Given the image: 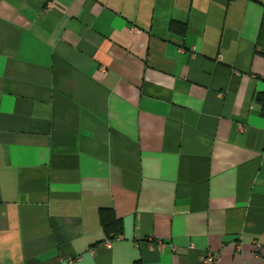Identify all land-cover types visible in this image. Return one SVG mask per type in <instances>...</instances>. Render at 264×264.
<instances>
[{
  "label": "crops",
  "instance_id": "crops-1",
  "mask_svg": "<svg viewBox=\"0 0 264 264\" xmlns=\"http://www.w3.org/2000/svg\"><path fill=\"white\" fill-rule=\"evenodd\" d=\"M137 262L264 264V0H0V264Z\"/></svg>",
  "mask_w": 264,
  "mask_h": 264
},
{
  "label": "built area",
  "instance_id": "built-area-1",
  "mask_svg": "<svg viewBox=\"0 0 264 264\" xmlns=\"http://www.w3.org/2000/svg\"><path fill=\"white\" fill-rule=\"evenodd\" d=\"M191 51H192V54L194 55L195 52H196V47L195 46H192L191 48ZM240 128L241 129H244L245 128V125L244 124H241L240 125ZM262 244L259 243L258 241L254 242V249L256 252H259L262 250ZM216 254H213V253H208L206 255H204L201 259H200V263H208L212 260H214L216 258Z\"/></svg>",
  "mask_w": 264,
  "mask_h": 264
},
{
  "label": "trees",
  "instance_id": "trees-1",
  "mask_svg": "<svg viewBox=\"0 0 264 264\" xmlns=\"http://www.w3.org/2000/svg\"><path fill=\"white\" fill-rule=\"evenodd\" d=\"M171 28L174 30V31H178L180 33H183L185 32L186 30V23L184 22H179V21H172L171 23ZM119 223V220L117 219H114L112 222H108L105 224V227L108 228L110 225H117ZM136 264H139L138 262Z\"/></svg>",
  "mask_w": 264,
  "mask_h": 264
}]
</instances>
